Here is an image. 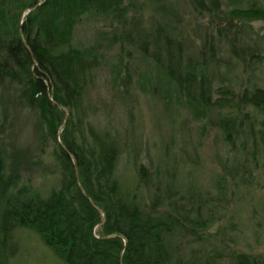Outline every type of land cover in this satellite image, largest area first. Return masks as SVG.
Masks as SVG:
<instances>
[{"label": "trees", "instance_id": "trees-1", "mask_svg": "<svg viewBox=\"0 0 264 264\" xmlns=\"http://www.w3.org/2000/svg\"><path fill=\"white\" fill-rule=\"evenodd\" d=\"M134 2L0 0V264H19L24 230L38 235L61 264H219L225 256L228 264H264L262 255L241 250L222 255L207 236L219 217L214 212L227 208L222 203L230 199L229 179L238 177L246 186L249 176L264 181V86L249 75L264 56L242 35L252 21L264 20V8L252 4L228 14L219 0L176 5L157 0L144 21L132 14L141 7ZM199 17L220 23L215 34L202 32L196 51L186 52L189 44L175 27H185L187 20L197 23ZM95 19L116 28L94 38ZM197 26L191 27L194 34ZM227 40L243 61L233 76L241 80V72L246 74L243 89L219 72L217 46ZM115 45L121 52L136 48L160 69L162 85L171 93L165 108L175 95L197 115L211 107L227 111L220 118L222 139L236 154L221 159L220 174L212 181L215 197L199 192L193 180L188 186L187 178L177 179L182 166L192 164L185 157L164 182L144 163L131 164V178L123 177L119 163L128 160V135L125 143L107 122V101L120 95L125 111L132 106L124 64L123 72L109 66V99L96 87L97 73L108 67ZM230 72L226 67L223 73ZM26 114L35 140L17 152L12 135ZM126 123L127 133L132 126ZM31 169L39 171L40 187L20 173Z\"/></svg>", "mask_w": 264, "mask_h": 264}, {"label": "rangeland", "instance_id": "rangeland-1", "mask_svg": "<svg viewBox=\"0 0 264 264\" xmlns=\"http://www.w3.org/2000/svg\"><path fill=\"white\" fill-rule=\"evenodd\" d=\"M154 1L157 0H152V3H149L148 0H135L134 3L141 7L131 10L132 14L143 16L144 21L147 20L150 16V9L155 5ZM158 1L162 4L167 2L176 5L183 0ZM219 1L220 10L228 14L229 10L234 7L245 9L253 4L264 8V0ZM187 21H185V27L178 24L175 29L179 33L183 31L182 34L187 41L186 44H189L184 50L190 53L194 51L193 49L196 51V47H198L202 38V32L206 31L215 34V28L220 23L217 18L213 19V17H199L196 21L199 26L195 22L188 25ZM236 24L240 23L236 22ZM91 25L90 28H92L94 38L96 37L95 34L100 31L108 33L116 28L114 23H112L113 26H110L108 23L105 24L96 19ZM192 26H197L194 31L200 35L199 37L198 34L196 35L191 31ZM243 31L244 40H248L255 49L257 48L256 52L260 56H264V51L259 50L257 45L259 43L264 46V20L252 21L250 29L244 28ZM191 45L192 47H190ZM230 45L227 40V42L223 41L217 46L216 58L221 64L220 71H218L222 73L225 81L229 79L232 85L239 83L242 86L240 88L243 89L246 87V74L241 72L242 82L239 77H233L235 76L234 68L237 69L236 73L239 69L241 70L242 68L239 66L243 65V61L231 53ZM123 48L122 52L116 45L112 48L107 57L108 67L101 68L97 73L96 79V81H99L96 87L100 91V97L105 96L109 99L112 95L107 93H110V89L113 88L110 81L109 66L112 69L119 67L121 72H123L120 66L124 64L126 76H129L128 91L132 96L131 108L127 109L128 111L123 109L121 102H119L120 95H114L111 100L107 101L111 104L107 122L110 121L121 139L125 138V143L128 135L127 148H125L128 160L124 161L122 158L119 163L123 177L127 180L131 178L133 173L131 164L144 163L150 166L151 171H158L161 180L164 182L170 178V172L174 165L178 163V160L185 157L188 161L186 163L192 164L182 166L181 170L184 172L181 175L179 174L177 179L186 180L187 178L188 182L185 183L188 186L193 180L192 183L198 187L199 192H207L206 196L210 197V199L212 196L215 197L217 194L213 188L212 181L220 174L223 163L221 159H223L224 155L236 154L234 151H227L228 146L222 139L223 130H221L220 118H223L227 111L211 107L207 114L197 115L196 109H189L184 100L180 101L178 99L179 101H177L175 95L171 97V101L168 99V102L171 103H168V108H165L167 103L165 98L171 93L169 88L165 89L162 85L163 79L160 78V69L143 57L136 48L127 46ZM124 51L125 54L123 53ZM194 55L197 56L196 54ZM226 67L230 68L231 76L224 75L223 72H226ZM212 70L213 68L210 69V71ZM249 75L252 78L256 75L257 84L264 86V63L253 64V73H249ZM234 78L236 79L235 81ZM218 80L220 78L217 77L216 83ZM108 89L109 91H107ZM126 121L132 126V128H129L128 134L125 129L126 124H128ZM16 123V128L14 127L12 135L13 140L11 141L13 150L18 152L19 150L30 148L35 139L33 138L34 127H32L33 122L30 115H24ZM125 149L123 150V155L127 159ZM123 165L128 166L126 170ZM186 172L188 175L184 174ZM20 173L24 178H32L34 184L40 187L41 179L37 177L39 171L31 169V171L23 170ZM237 179L238 177L235 180L229 179V181L228 178L225 179V181H228L226 183L228 184L227 191L230 199L228 203H222V205L226 204V209L220 208L218 212H214L215 219L219 217L214 224L209 226L208 229L211 234L207 236L211 239L217 251H221L222 255L229 254L231 251L241 250L264 257V181L259 178L253 180V177L249 176L251 183L246 186L240 184ZM47 183L45 181L44 186L47 187ZM213 202L209 203L213 204ZM19 236L20 246L23 251L18 256L19 264H61L49 249L42 244L38 235L24 230ZM198 246V243H192L193 249ZM186 250L188 252L189 249ZM228 263L229 259L226 256L219 261V264Z\"/></svg>", "mask_w": 264, "mask_h": 264}]
</instances>
